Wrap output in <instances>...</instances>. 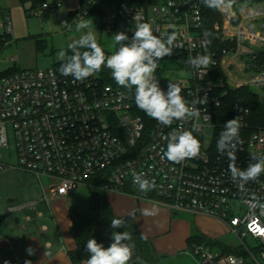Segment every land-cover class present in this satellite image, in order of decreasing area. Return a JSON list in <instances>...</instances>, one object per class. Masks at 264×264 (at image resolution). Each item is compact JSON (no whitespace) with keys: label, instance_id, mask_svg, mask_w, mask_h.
Segmentation results:
<instances>
[{"label":"built area","instance_id":"1","mask_svg":"<svg viewBox=\"0 0 264 264\" xmlns=\"http://www.w3.org/2000/svg\"><path fill=\"white\" fill-rule=\"evenodd\" d=\"M43 9L47 8L34 14ZM219 13L220 20L208 28L193 0H87L69 22L63 21L70 29L95 14L110 35L131 36L135 25L143 22L151 24L157 35L177 32L174 54L160 61L156 78L165 90L169 80L178 83L189 102L206 98V103L196 104L201 113L196 120L162 126L138 114L132 93L105 83L99 74L76 81L51 68L19 70L0 78V148L7 147L11 127L17 169L39 180L42 202L49 204L85 187L106 193H127L132 188L171 212L224 222L246 253L245 257L223 254L193 245L191 255L197 264H264V250L257 255L245 243L252 238L264 246V175L241 190L228 170V152L218 148L225 122L239 116L243 143L232 149L236 165L244 169L252 155H264V122L255 127L249 107L225 104L231 91L264 90V0H236L231 10ZM6 23L10 29L9 18ZM206 40H210L207 46ZM199 54H210L214 63L203 71L193 69L188 60ZM255 94L264 103V92ZM193 124L198 126L193 134L201 154L182 163L163 159L165 137L181 125L191 130ZM206 130L212 134L206 136ZM9 168L13 167L0 155V173ZM134 173H143L154 188L140 191L133 183ZM36 204L27 202L16 209Z\"/></svg>","mask_w":264,"mask_h":264},{"label":"clouds","instance_id":"2","mask_svg":"<svg viewBox=\"0 0 264 264\" xmlns=\"http://www.w3.org/2000/svg\"><path fill=\"white\" fill-rule=\"evenodd\" d=\"M209 9L228 12L233 8L236 0H201ZM75 31L81 33L78 38L67 44L66 49L58 52L60 60L58 71L61 75L71 76L76 81H83L102 72L105 68L110 70L112 79L116 84L134 96L136 107L149 118L160 125L171 127L175 122H187L199 119L201 116L197 103H206V98L189 102L181 94L180 85L169 80L167 89L161 87L160 80L156 78V71L160 61L174 54L177 47L178 33L156 34L151 24L137 23L132 35L126 32L113 34L115 51L107 54L98 42L96 31L89 22L81 20L76 24ZM207 35H210L207 34ZM205 46L210 43L206 40ZM210 54H199L191 57L188 64L197 71L208 69L213 64ZM241 128L239 116L225 122L224 131L221 132L218 148L228 152V170L237 187L243 190L250 182H257L264 175V155H252L251 161L244 169L236 165L235 153L232 149L243 143L239 137ZM198 126L193 124L191 130L181 126L173 129L167 137L166 147L161 148L162 158L169 162L182 163L188 159L198 157L200 141L193 134ZM133 183L142 192L154 188V182L144 178L143 173L133 174ZM143 215H155V211L143 210ZM111 243L109 246L98 242L94 237L87 240L85 250L89 256L84 264H131L135 245L131 243L132 234L127 231H116L124 228L125 221L120 218L111 220ZM29 256L34 255L33 249L27 250ZM9 264V262H5ZM25 264H32L26 260Z\"/></svg>","mask_w":264,"mask_h":264},{"label":"rangeland","instance_id":"3","mask_svg":"<svg viewBox=\"0 0 264 264\" xmlns=\"http://www.w3.org/2000/svg\"><path fill=\"white\" fill-rule=\"evenodd\" d=\"M81 7V0H45V8L41 14H26L25 8L19 0H0V35L2 40H6L0 53V73L9 69L42 71L56 68L60 63L58 52L66 49L67 44L78 38L81 33L75 31L76 24L70 29L63 24V21H70V12H74ZM38 11H41L39 9ZM11 22L10 29L5 18ZM89 22L90 27L96 31L98 42L107 54L115 51L113 35L102 30V18L100 15H90L83 19ZM12 30V33H11ZM255 93H263L264 90L253 88ZM211 130H206L205 135L210 136ZM0 155L5 163L13 168H9L0 173V208L6 210L9 206H19L28 202L25 189L41 191L39 180L26 172L17 169L18 154L14 131L9 127V142L7 147L0 148ZM16 167V168H15ZM46 181H44L45 183ZM95 193V192H94ZM87 187L74 193L78 204L77 211L85 213V217H92L94 194ZM16 221L22 222L24 212L18 211L12 215ZM182 218L190 220L191 214L181 212ZM217 232V226L214 229ZM219 238H213V244L205 246L212 252L222 251V249L243 248L240 241L227 229H220ZM164 247L169 249L174 245L176 250H168V255L164 261L155 264H186V260H194L188 240L185 241L180 236H166L161 240ZM246 245L256 252L259 242L249 238ZM180 247V248H179ZM149 250V249H148ZM181 250L190 251L185 255L178 253ZM171 253H174L171 256ZM154 256L153 262L156 261ZM260 260V258H259ZM197 264V263H195Z\"/></svg>","mask_w":264,"mask_h":264},{"label":"crops","instance_id":"4","mask_svg":"<svg viewBox=\"0 0 264 264\" xmlns=\"http://www.w3.org/2000/svg\"><path fill=\"white\" fill-rule=\"evenodd\" d=\"M24 192L28 202H37L34 208H0V264H5L6 261L9 264H25L26 260H30L32 264H73L70 254L76 250L77 242L72 227L78 215H85L77 211L78 201L74 193L56 198L47 204L40 200L42 190L33 191L30 188ZM103 199L112 216L120 219L131 218L139 239L147 242L150 258L144 264L160 263L167 257L168 250H176L174 245H170L169 249L163 246L161 240L166 236H180L189 242L191 235L196 233L210 242L213 238H219L220 229L229 230L224 222L202 214L185 212L191 214V218H182L179 216L181 212H171L163 203L150 200L137 192L105 193ZM144 209L155 211V215H143ZM18 211L24 212L22 222L16 221L12 216ZM215 226L217 232L214 230ZM29 247L33 249L34 255H28L26 250ZM184 251L178 253L185 255L187 251ZM154 256L157 259L153 262ZM184 262L197 263L195 258Z\"/></svg>","mask_w":264,"mask_h":264},{"label":"trees","instance_id":"5","mask_svg":"<svg viewBox=\"0 0 264 264\" xmlns=\"http://www.w3.org/2000/svg\"><path fill=\"white\" fill-rule=\"evenodd\" d=\"M87 0H81V7L80 9L85 5ZM194 2H196L202 9L204 16L206 18V26L208 28H211L212 25L220 20V13L219 11H215L209 8H206L202 3L201 0H193ZM19 2L22 4V6L25 8V12L28 15H31L32 12H36L39 9L45 7V0H19ZM80 9L74 11V12H70L69 16L70 18H72L74 16L75 13H77L78 11H80ZM6 42V40H2L1 39V35H0V53L2 51V46L4 45V43ZM60 64V63H59ZM59 64H56V68H59ZM19 70L13 68V69H9L6 72H1L0 73V78L2 76L5 75H10L13 73L18 72ZM104 80L105 83H109V84H114L116 86H118L116 84V82L112 79L111 76V72L108 69H104L102 72L98 73ZM221 77H222V72H221ZM122 88V87H121ZM227 108H230L231 105H233L236 102H240L242 104H244L245 106L249 107L254 115V121H253V125L255 127L260 126L263 124L264 122V103L260 100V97L258 95H256L252 90L248 89V88H242L239 90H235V91H231L230 95L228 96V98L225 101ZM138 114H141L142 116L146 117L147 115L139 110ZM91 192H95L93 199H100L101 200V212H102V224L104 226V228L107 231H110L112 233V231H115V229L111 228V220L114 219L115 217L111 215L110 210L108 205L105 203L104 199H103V194H105L106 192L103 191H91ZM125 192L128 193H134L135 191L132 190V188H128L125 190ZM93 216V215H92ZM76 221L72 227V233L73 236L77 242V248L74 252H72L70 254V258L73 264H83L89 254L88 252L85 250V245L87 240H89L90 238L94 237L95 239H97L98 242L102 241L96 236V234L94 233L92 227H91V223H90V219L91 217H85V215H78L76 217ZM125 221V226L124 228H118L116 229V231H127L129 233L132 234V241L131 243H133L138 249H139V254H140V259L132 264H144V261H148L149 257V246L147 244V242H145L144 240L139 239L138 234H137V228L136 226L132 223L131 218H121ZM190 248L192 245H211L213 244V242H208L204 237L198 236L196 233H193L189 239L188 242ZM105 247H107L105 245ZM262 250H264V246H259L256 249V254L258 255ZM223 254H233V255H237V256H246L245 250L243 248H238V249H222L221 251Z\"/></svg>","mask_w":264,"mask_h":264},{"label":"water","instance_id":"6","mask_svg":"<svg viewBox=\"0 0 264 264\" xmlns=\"http://www.w3.org/2000/svg\"><path fill=\"white\" fill-rule=\"evenodd\" d=\"M91 227L96 236L106 246H109L111 241V232L107 231L102 224L101 200L95 199L93 205V216L90 219ZM140 259L139 249L134 247V256L132 257L131 264Z\"/></svg>","mask_w":264,"mask_h":264}]
</instances>
